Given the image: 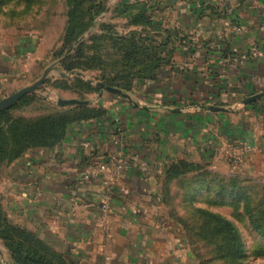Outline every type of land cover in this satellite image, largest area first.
I'll return each instance as SVG.
<instances>
[{
	"label": "crops",
	"instance_id": "obj_1",
	"mask_svg": "<svg viewBox=\"0 0 264 264\" xmlns=\"http://www.w3.org/2000/svg\"><path fill=\"white\" fill-rule=\"evenodd\" d=\"M116 1L147 5L148 25L118 17L126 30L115 29L153 36L166 47L164 60L130 90L110 86L125 95L102 92L96 86L102 81L89 79L99 88L91 92L95 101L58 105L102 114L76 122L62 141L30 149L11 163L7 213L73 264H196L162 202L163 179L181 161L215 158L218 169L224 161L214 156L215 146L246 143L250 154L264 153V0ZM235 26L244 33L233 32ZM253 48L257 56L238 57ZM20 57L22 52L0 49V101L28 82L24 72L36 59ZM101 158L126 165L120 180L105 184L100 172L85 179Z\"/></svg>",
	"mask_w": 264,
	"mask_h": 264
},
{
	"label": "rangeland",
	"instance_id": "obj_2",
	"mask_svg": "<svg viewBox=\"0 0 264 264\" xmlns=\"http://www.w3.org/2000/svg\"><path fill=\"white\" fill-rule=\"evenodd\" d=\"M116 5V0H110L107 6L113 9ZM67 11V0H0V49L7 53L22 52L20 59L27 63L36 59V63L24 72L28 82L22 88L36 83L49 71L45 80L48 82L30 94L35 98L18 106L17 101L4 110L9 113L1 120L0 139L7 141L9 149H12L10 126L14 120L28 122L51 110L63 112L73 108L59 107V99H97L95 93L80 92V85L79 91L63 87L64 70L56 53L68 23ZM115 13L101 15L96 27L85 37L99 33L101 23L113 24L120 32L126 30V21ZM106 54L114 56L110 50ZM67 73L71 87L75 86L76 77L88 81L101 75L98 71ZM22 88L10 90L6 97ZM214 159L199 163L201 173L206 172V184L200 185L197 194L193 195L192 191L193 194L189 192L187 196L186 188L178 181L169 186L172 191L169 201L176 209V219L170 218L180 226L196 264H264V153L249 154L246 162L238 166L221 158L224 164L218 169ZM10 165L9 162L0 163V204L4 216L14 223L7 213ZM198 174L192 171L188 176ZM178 219H186V227ZM0 260L2 264H15L1 240Z\"/></svg>",
	"mask_w": 264,
	"mask_h": 264
},
{
	"label": "trees",
	"instance_id": "obj_3",
	"mask_svg": "<svg viewBox=\"0 0 264 264\" xmlns=\"http://www.w3.org/2000/svg\"><path fill=\"white\" fill-rule=\"evenodd\" d=\"M67 1L68 23L62 45L56 53L59 65L64 70L62 73L80 70L98 71L101 75L95 81H102L109 86L124 90H130L136 79L151 78L154 75L155 70L164 60L162 56L166 49L164 44L157 45L153 36L143 35L134 30L126 35H120L115 26L109 23H101L100 32H93L86 38L85 35L96 27L97 19L107 12V0ZM114 12L118 17H128L130 24L148 25L150 23L146 18L147 5L145 4H119ZM107 50L112 51L114 56L108 57ZM62 79L65 82L63 87L74 88V91L91 93L99 90L80 77L73 80L74 87L69 85L72 82L67 78ZM79 85L82 88L77 90ZM33 98H35L34 94L26 95L16 105L29 102ZM8 113V111L0 113V126L1 120ZM101 114V109L75 106L67 111L41 115L28 122L14 120L10 126L12 149H9L7 141L0 139V163L2 161L12 163L30 149L53 146L66 137L73 124L96 118ZM201 169L200 164L183 161L168 168L163 179L162 202L168 208L171 218L176 219L174 216L176 209L169 201V196L172 195L169 186L178 181L186 188L187 196L192 191L193 195L197 194L200 185L206 184V172L201 173ZM192 171H198L199 174L190 178L188 174ZM4 212L0 204V240L8 249L15 264H73L37 233L11 223L4 216ZM179 221L186 227V219ZM0 264H2L1 260Z\"/></svg>",
	"mask_w": 264,
	"mask_h": 264
},
{
	"label": "built area",
	"instance_id": "obj_4",
	"mask_svg": "<svg viewBox=\"0 0 264 264\" xmlns=\"http://www.w3.org/2000/svg\"><path fill=\"white\" fill-rule=\"evenodd\" d=\"M244 31L245 28L242 26H235L233 28V32H235L236 34H243ZM216 47L218 49H221L222 46L217 44ZM258 54H259L258 49L253 48L249 50V52H243L239 54L238 57L249 58L251 56H257ZM0 78H1V74H0ZM251 151H252L251 145L246 143H240L238 145H232V146H215L213 150V154L214 156L224 158L226 161L238 166L246 162ZM125 170H126V165L121 164L117 159L101 158L97 162V171L87 174L85 176V179L90 180L91 175H96L97 172H100L106 175L105 184L110 185L112 184V182H117L118 180H120ZM103 208L105 210H109V205L107 203H104Z\"/></svg>",
	"mask_w": 264,
	"mask_h": 264
},
{
	"label": "water",
	"instance_id": "obj_5",
	"mask_svg": "<svg viewBox=\"0 0 264 264\" xmlns=\"http://www.w3.org/2000/svg\"><path fill=\"white\" fill-rule=\"evenodd\" d=\"M48 73H49V71H46L44 73V75L42 76V78L40 80H38L36 83H34L30 86H27L25 88H22L21 90L15 92L14 94L2 99L0 101V112L10 108L14 103H16L17 101L22 99L24 96L36 92L37 89L40 88L43 85V83L45 82V80L47 79ZM76 75H82V74L76 73ZM62 76L63 77H69V75L66 73H62ZM96 86L100 87L102 89V92L111 91V92H115V93L125 95L121 90L116 89V88H112V87H110V86H108L102 82L97 83ZM254 99H256V97H252V98L246 100L245 103L251 102ZM88 103H89L88 101H82V100H78V99H68V100L67 99H59L58 100V105H61V106L85 105Z\"/></svg>",
	"mask_w": 264,
	"mask_h": 264
}]
</instances>
